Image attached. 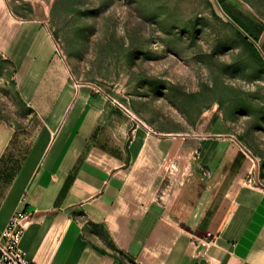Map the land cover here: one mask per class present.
<instances>
[{"label":"crops","instance_id":"1","mask_svg":"<svg viewBox=\"0 0 264 264\" xmlns=\"http://www.w3.org/2000/svg\"><path fill=\"white\" fill-rule=\"evenodd\" d=\"M0 56L29 116L15 124L0 114V230L25 213L28 260L264 264V184L220 120L193 166L209 176L199 178L196 206L182 211L162 187L175 141L131 123L106 93L72 82L44 21L21 17L6 0Z\"/></svg>","mask_w":264,"mask_h":264},{"label":"rangeland","instance_id":"2","mask_svg":"<svg viewBox=\"0 0 264 264\" xmlns=\"http://www.w3.org/2000/svg\"><path fill=\"white\" fill-rule=\"evenodd\" d=\"M6 1L21 17L44 21L72 82L112 95L131 123L175 141L162 187L177 208L197 204L199 178L209 175L193 166L217 120L264 184V67L217 0ZM225 3L260 28L264 61V0ZM15 84L0 56V114L24 124L29 116Z\"/></svg>","mask_w":264,"mask_h":264},{"label":"built area","instance_id":"3","mask_svg":"<svg viewBox=\"0 0 264 264\" xmlns=\"http://www.w3.org/2000/svg\"><path fill=\"white\" fill-rule=\"evenodd\" d=\"M108 103L122 114V105L112 95H105ZM24 212L11 216L7 225L0 230V264H35L28 260L20 248V241L24 232L22 220Z\"/></svg>","mask_w":264,"mask_h":264},{"label":"trees","instance_id":"4","mask_svg":"<svg viewBox=\"0 0 264 264\" xmlns=\"http://www.w3.org/2000/svg\"><path fill=\"white\" fill-rule=\"evenodd\" d=\"M217 1L219 2L222 9L233 19L234 22H236L252 39H254L255 41L258 40V33H259L260 28L257 27V30H256L250 22H248V23L242 22L236 16V12H234L229 7V5H227L225 3V0H217ZM238 34H239L241 41L248 47V49L252 52V54L258 58V60L260 61V63L264 67V61L261 58V56L259 55V53H258L257 49L254 47V45L243 34H241V33H238Z\"/></svg>","mask_w":264,"mask_h":264},{"label":"water","instance_id":"5","mask_svg":"<svg viewBox=\"0 0 264 264\" xmlns=\"http://www.w3.org/2000/svg\"><path fill=\"white\" fill-rule=\"evenodd\" d=\"M239 29V31L254 45V47L260 52V54L262 55L256 41L254 39H252L244 30H242L235 22H233Z\"/></svg>","mask_w":264,"mask_h":264},{"label":"bare ground","instance_id":"6","mask_svg":"<svg viewBox=\"0 0 264 264\" xmlns=\"http://www.w3.org/2000/svg\"><path fill=\"white\" fill-rule=\"evenodd\" d=\"M176 152H177V151H176ZM172 155H173V154H172ZM172 155H171V156H172ZM174 156H175V155H174ZM176 157H177V156H176ZM169 158H170V157H169ZM174 158H175V157H174ZM177 158H178V157H177ZM167 161H168V160H167Z\"/></svg>","mask_w":264,"mask_h":264}]
</instances>
